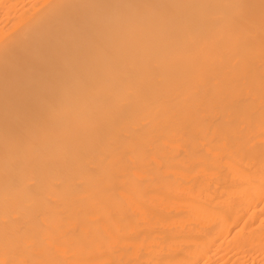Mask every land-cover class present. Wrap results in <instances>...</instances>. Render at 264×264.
<instances>
[{
  "label": "bare ground",
  "instance_id": "1",
  "mask_svg": "<svg viewBox=\"0 0 264 264\" xmlns=\"http://www.w3.org/2000/svg\"><path fill=\"white\" fill-rule=\"evenodd\" d=\"M0 264H264V0H0Z\"/></svg>",
  "mask_w": 264,
  "mask_h": 264
}]
</instances>
